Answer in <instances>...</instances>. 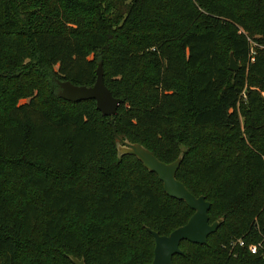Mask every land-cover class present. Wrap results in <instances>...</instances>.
Wrapping results in <instances>:
<instances>
[{
    "label": "trees",
    "instance_id": "1",
    "mask_svg": "<svg viewBox=\"0 0 264 264\" xmlns=\"http://www.w3.org/2000/svg\"><path fill=\"white\" fill-rule=\"evenodd\" d=\"M98 63L121 99L113 116L57 94V80L91 86ZM254 87L264 90V0H0V177L19 200L0 189V264H149L148 229L187 222L193 210L155 173L117 158L113 127L164 163L182 152L176 178L210 202V223L223 219L207 243L181 241L173 264H264L247 249L264 237Z\"/></svg>",
    "mask_w": 264,
    "mask_h": 264
},
{
    "label": "water",
    "instance_id": "2",
    "mask_svg": "<svg viewBox=\"0 0 264 264\" xmlns=\"http://www.w3.org/2000/svg\"><path fill=\"white\" fill-rule=\"evenodd\" d=\"M228 67L231 71H237L240 65L237 63L233 53H229ZM95 82L91 86L75 85L70 81L57 80L59 86L58 96L66 101L78 102L94 100L96 109L104 116L116 114L121 99L112 95L103 79L102 64L98 63ZM113 123V119L110 120ZM118 144L122 145L124 155L135 156L143 166L150 172L155 173L163 184L164 192L175 199L182 200L193 210V214L187 222L168 235H160L158 232L148 229L154 238L153 258L149 264H173L172 258L181 254L180 242L183 240L196 244L207 243V237L214 233L223 219L209 222L208 211L210 202L204 196L193 195L186 186L176 178V171L181 163L182 155L170 163L160 161L151 151L139 143L119 137L113 128ZM73 264H86L82 258L69 256Z\"/></svg>",
    "mask_w": 264,
    "mask_h": 264
},
{
    "label": "rangeland",
    "instance_id": "3",
    "mask_svg": "<svg viewBox=\"0 0 264 264\" xmlns=\"http://www.w3.org/2000/svg\"><path fill=\"white\" fill-rule=\"evenodd\" d=\"M141 31V30H140ZM142 32V31H141ZM253 46H256V44L254 43L253 44ZM227 47H228V45L226 44V42L225 41H223V42H221V43H219V45H218V51L221 53V54H223L224 56H227L226 55V53H227ZM253 51H255V49H252ZM146 73H149V69H148V67H146ZM179 87V86H178ZM254 89H256L258 92H259V94L261 95V97H264V90H262V89H260V88H255L254 87ZM5 117V112H3L2 111V109H0V118H4ZM178 119H179V123H177V124H182L183 122H185V120H186V115L185 114H179L178 115ZM114 128V127H113ZM174 130H176L177 131V126H175V127H173V128H171V131H174ZM114 133V132H113ZM118 135V134H117ZM119 136V135H118ZM120 137V136H119ZM115 138H116V136H115ZM131 143H137V142H131ZM140 144V143H139ZM140 145H142V144H140ZM143 146V145H142ZM123 146L122 145H120V144H118V141H117V138H116V151H117V158H120V157H122L124 154H122V151H123V148H122ZM143 147H145V146H143ZM146 148V147H145ZM183 148H184V146H180V150H183ZM146 149H148V148H146ZM149 150V149H148ZM150 151V150H149ZM179 155H182V152H180L179 154H178V156ZM177 156V157H178ZM177 157H176V159H177ZM12 185V183H10V182H7V181H5V180H3V178L2 177H0V189L2 188V189H4L6 192H7V194L9 195V197H12V196H14V199L10 202V205L13 207V208H16V206H17V200H18V195L13 191V189H10L9 190V187ZM159 189H161V186H159ZM30 193H33L32 191L30 192ZM31 197V196H30ZM19 201V200H18ZM90 214L86 217L87 219H90ZM218 219H220V218H218ZM217 220V219H216ZM73 224V227H75V228H79V232H81L80 234H82L83 235V237H85L86 235H85V222L83 221V219H77V218H71L70 220H69V222H68V224ZM34 235L36 236L35 238H37V237H39V224H37L36 225V228H35V231H34ZM183 247H184V245H183ZM125 254L126 255H128V251L127 252H125ZM70 256H73V255H70ZM75 257V256H74Z\"/></svg>",
    "mask_w": 264,
    "mask_h": 264
},
{
    "label": "built area",
    "instance_id": "4",
    "mask_svg": "<svg viewBox=\"0 0 264 264\" xmlns=\"http://www.w3.org/2000/svg\"><path fill=\"white\" fill-rule=\"evenodd\" d=\"M264 237L261 240H257L254 243H250L247 247L248 251L251 254H257L259 257L264 258ZM235 244H238L239 246H244V241L239 239L235 242Z\"/></svg>",
    "mask_w": 264,
    "mask_h": 264
}]
</instances>
